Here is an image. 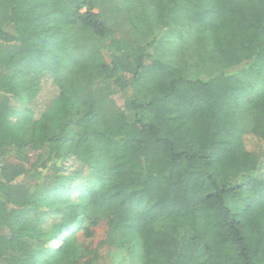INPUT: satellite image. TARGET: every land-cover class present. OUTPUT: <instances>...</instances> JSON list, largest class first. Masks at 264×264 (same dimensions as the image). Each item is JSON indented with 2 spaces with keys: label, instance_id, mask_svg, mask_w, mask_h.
Segmentation results:
<instances>
[{
  "label": "trees",
  "instance_id": "obj_1",
  "mask_svg": "<svg viewBox=\"0 0 264 264\" xmlns=\"http://www.w3.org/2000/svg\"><path fill=\"white\" fill-rule=\"evenodd\" d=\"M126 1L174 64L96 0H0V264H264V0Z\"/></svg>",
  "mask_w": 264,
  "mask_h": 264
},
{
  "label": "rangeland",
  "instance_id": "obj_2",
  "mask_svg": "<svg viewBox=\"0 0 264 264\" xmlns=\"http://www.w3.org/2000/svg\"><path fill=\"white\" fill-rule=\"evenodd\" d=\"M149 8H144V4L139 5L138 2H127L126 0H96L95 5V10L100 12L101 17L114 27L117 34L141 44L154 38L156 42L154 48L151 50L153 58L164 63L174 64L173 57L178 50V44L166 29L160 28L153 14L150 13ZM238 69L246 70L247 67L244 66ZM0 73L2 76L5 75V72L2 70ZM122 100L120 99V102ZM42 105L43 100L37 99V104H35L36 114L42 109ZM244 139L246 140L245 144L247 148L251 147L256 141L250 136ZM64 166L68 170L78 168V165L73 163H64ZM84 173L86 174L84 171L80 174L79 181L84 177ZM103 229V226H99L96 239L101 237ZM51 244L57 246L58 241L52 242Z\"/></svg>",
  "mask_w": 264,
  "mask_h": 264
}]
</instances>
